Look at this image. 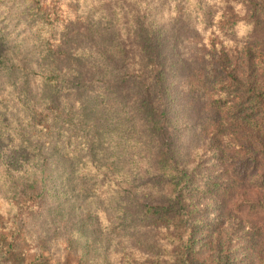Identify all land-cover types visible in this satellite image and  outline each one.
Segmentation results:
<instances>
[{
    "label": "trees",
    "instance_id": "trees-1",
    "mask_svg": "<svg viewBox=\"0 0 264 264\" xmlns=\"http://www.w3.org/2000/svg\"><path fill=\"white\" fill-rule=\"evenodd\" d=\"M46 253L264 264V0H0V264Z\"/></svg>",
    "mask_w": 264,
    "mask_h": 264
},
{
    "label": "rangeland",
    "instance_id": "rangeland-1",
    "mask_svg": "<svg viewBox=\"0 0 264 264\" xmlns=\"http://www.w3.org/2000/svg\"><path fill=\"white\" fill-rule=\"evenodd\" d=\"M12 35H13L12 40H14L15 44L18 45L17 39H18V36H20V33L15 31ZM63 254H53L52 253V255H50L46 253L44 256V259L41 262L36 263V264H78L76 258H74L73 256L67 253L64 255Z\"/></svg>",
    "mask_w": 264,
    "mask_h": 264
}]
</instances>
